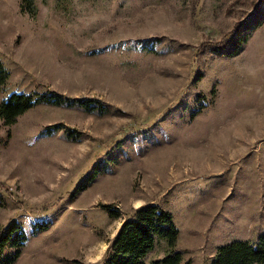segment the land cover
Segmentation results:
<instances>
[{"label":"rangeland","instance_id":"rangeland-1","mask_svg":"<svg viewBox=\"0 0 264 264\" xmlns=\"http://www.w3.org/2000/svg\"><path fill=\"white\" fill-rule=\"evenodd\" d=\"M0 63V102H64L0 118V236L25 234L11 264H102L147 202L188 264L264 234V0H0Z\"/></svg>","mask_w":264,"mask_h":264},{"label":"trees","instance_id":"trees-1","mask_svg":"<svg viewBox=\"0 0 264 264\" xmlns=\"http://www.w3.org/2000/svg\"><path fill=\"white\" fill-rule=\"evenodd\" d=\"M234 30V29H233ZM231 30L224 39H242ZM239 48L227 49L232 54ZM222 52V51H221ZM8 70L0 63V83L8 76ZM60 94L55 92H12L0 102V118L4 124H11L16 117L37 102L64 103ZM80 105L78 104V101ZM78 106L86 110L98 108L105 111L101 101L89 97L76 99ZM59 128V127H58ZM69 138L77 139L72 130L66 131ZM1 204V197H0ZM113 209L109 215L114 216ZM25 239L24 231L18 222H13L0 236V254L6 245L14 248L7 255L5 264H11L20 254V247ZM178 229L171 214L159 203L147 202L134 209L129 218L122 224L111 239L102 264H188L183 258V249L177 245ZM161 250L160 255L152 256L151 252ZM209 264H264V234L252 243L246 239H235L219 246Z\"/></svg>","mask_w":264,"mask_h":264}]
</instances>
